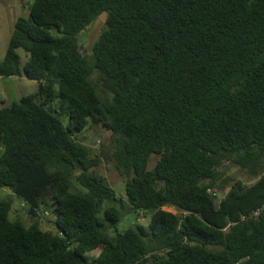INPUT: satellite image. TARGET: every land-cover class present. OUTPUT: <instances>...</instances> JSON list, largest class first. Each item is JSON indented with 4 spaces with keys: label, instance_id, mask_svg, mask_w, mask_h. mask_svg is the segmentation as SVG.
<instances>
[{
    "label": "trees",
    "instance_id": "1",
    "mask_svg": "<svg viewBox=\"0 0 264 264\" xmlns=\"http://www.w3.org/2000/svg\"><path fill=\"white\" fill-rule=\"evenodd\" d=\"M28 7L0 77L38 91L0 106V187L58 231L12 220L0 201V264H264V0ZM103 14L88 56L79 35ZM90 124L111 133L100 154L78 141ZM105 161L126 197L99 173ZM227 163L257 181L224 178ZM127 205L151 213L149 230L118 231Z\"/></svg>",
    "mask_w": 264,
    "mask_h": 264
},
{
    "label": "rangeland",
    "instance_id": "2",
    "mask_svg": "<svg viewBox=\"0 0 264 264\" xmlns=\"http://www.w3.org/2000/svg\"><path fill=\"white\" fill-rule=\"evenodd\" d=\"M33 0H0V61L4 59L7 52L10 38L13 33L14 23L19 17H27L29 15L28 6ZM106 27V14L99 16L92 24H90L80 35L81 51L88 56L92 55V47L97 41L101 33ZM21 57V68L27 60V54L23 49H18ZM94 80L98 82V74L94 75ZM98 90L103 98L108 95L104 93L102 85L98 82ZM38 91V83L23 77H0V106H8L14 102H18L23 96ZM78 141L90 147L93 154H100L103 149L109 146L111 141V133L102 126L89 127L78 137ZM107 149V148H106ZM158 156H153L149 168H153L158 161ZM223 177H232L236 180H242L246 185H252L257 178H252L247 170L236 167L232 164H225L221 169ZM264 175V168L260 170ZM99 173L105 177L108 183L115 189L119 198L126 197L125 178L122 177L115 169L112 162L105 161L99 170ZM75 185L80 190H84L75 180ZM77 190L76 186H73ZM223 195V193H222ZM12 201L13 206L10 212L12 220H21L27 226L37 223L43 230L57 232L58 228L54 224V217L51 213L39 212L33 217L27 213L28 206L19 197L6 187H0V201ZM165 210L178 213L175 208L165 207ZM151 213L136 212L127 205L122 210V219L118 225V231H124L128 228H144L149 230ZM94 253V252H93Z\"/></svg>",
    "mask_w": 264,
    "mask_h": 264
},
{
    "label": "built area",
    "instance_id": "3",
    "mask_svg": "<svg viewBox=\"0 0 264 264\" xmlns=\"http://www.w3.org/2000/svg\"><path fill=\"white\" fill-rule=\"evenodd\" d=\"M259 214V212L258 213H256L255 215L257 216Z\"/></svg>",
    "mask_w": 264,
    "mask_h": 264
},
{
    "label": "crops",
    "instance_id": "4",
    "mask_svg": "<svg viewBox=\"0 0 264 264\" xmlns=\"http://www.w3.org/2000/svg\"><path fill=\"white\" fill-rule=\"evenodd\" d=\"M16 1H18V2H19L20 0H16Z\"/></svg>",
    "mask_w": 264,
    "mask_h": 264
}]
</instances>
